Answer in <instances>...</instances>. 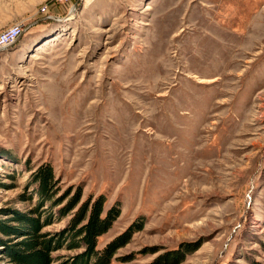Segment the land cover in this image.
Here are the masks:
<instances>
[{"label":"rangeland","instance_id":"obj_1","mask_svg":"<svg viewBox=\"0 0 264 264\" xmlns=\"http://www.w3.org/2000/svg\"><path fill=\"white\" fill-rule=\"evenodd\" d=\"M15 25L0 48V221L31 215L62 239L103 196L120 215L96 249L132 233L109 264H264V0H0V33Z\"/></svg>","mask_w":264,"mask_h":264},{"label":"trees","instance_id":"obj_2","mask_svg":"<svg viewBox=\"0 0 264 264\" xmlns=\"http://www.w3.org/2000/svg\"><path fill=\"white\" fill-rule=\"evenodd\" d=\"M54 177V171L48 164L41 165L36 170L34 182L37 185V193L45 201L52 199L55 195ZM79 199L78 194L72 199L68 208L62 211L61 216H64L68 209H73ZM104 202L103 196L94 201L89 198L73 217L69 230L62 235V239L61 235L48 238L47 234L40 233L44 224L39 218L15 211L12 218L0 221V231L5 236L17 235L21 239L9 245L7 241L0 238V257L6 258L8 264H53L56 258L52 253L66 245L69 249L85 247L84 252L67 264H109L116 248L126 243L132 233H126L117 242L103 250L96 249L98 238L111 228L120 215L118 208H111L103 214ZM10 221L14 224H9ZM166 259L169 258L161 257V260Z\"/></svg>","mask_w":264,"mask_h":264},{"label":"built area","instance_id":"obj_3","mask_svg":"<svg viewBox=\"0 0 264 264\" xmlns=\"http://www.w3.org/2000/svg\"><path fill=\"white\" fill-rule=\"evenodd\" d=\"M23 32V28L20 25H15L0 33V48L15 44Z\"/></svg>","mask_w":264,"mask_h":264}]
</instances>
